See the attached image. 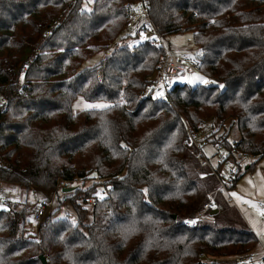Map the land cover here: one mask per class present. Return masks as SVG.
Listing matches in <instances>:
<instances>
[{"label":"trees","instance_id":"16d2710c","mask_svg":"<svg viewBox=\"0 0 264 264\" xmlns=\"http://www.w3.org/2000/svg\"><path fill=\"white\" fill-rule=\"evenodd\" d=\"M83 1L0 0V96L8 100L0 182L59 198L34 232L26 224L37 205L0 207V264H43L42 254L48 264H258L240 260L258 244L248 227L184 221L219 187L189 131L218 121L208 141L226 148L227 160L264 157V0H147L162 35L193 33L197 70L209 80L174 83L169 102L141 97L163 48L112 47L128 3L139 0H94L90 11ZM78 97L109 105L75 113ZM232 131L239 138L230 142ZM98 176L110 192L99 191ZM214 201L217 215L224 204ZM66 203L75 219L57 216Z\"/></svg>","mask_w":264,"mask_h":264},{"label":"rangeland","instance_id":"374dc122","mask_svg":"<svg viewBox=\"0 0 264 264\" xmlns=\"http://www.w3.org/2000/svg\"><path fill=\"white\" fill-rule=\"evenodd\" d=\"M94 0H84L83 7L86 10H92ZM163 43L165 49L170 53H186L188 55L194 56L198 52V47L194 44L193 33L189 30L181 31L178 33L162 35ZM129 39L125 37L122 33L121 37L114 42L112 47H117L119 45L125 44ZM108 50H103L97 54L89 57L82 65L81 69L91 67L102 60L107 54ZM196 77H203L206 79L197 69H188L187 74L184 77H175L171 80V83L176 82L186 83L189 86H194L197 84H208L203 83L201 80L196 79ZM157 90H154L153 97H157ZM89 105H109L106 101H97L91 102L87 101L83 97H78L73 104V111L78 113L85 109L92 108H104V107H88ZM218 121H207L201 131L200 136L211 135L219 125ZM225 131L229 129V122L225 124ZM220 130L217 135L225 132ZM239 138L238 131H232L229 135L228 140L233 142ZM201 158H206L211 166L215 168L222 178L223 176H231V172L239 167L241 178L237 181L235 186L229 187V193L226 195L220 194L218 191L214 193L212 201V210L217 208V203L214 201L216 199L222 200L224 208L217 215H212L210 210L206 215V219L213 218L218 220L222 227L231 226V227H248L257 237L258 244L256 249L252 253V260L256 263H259L261 259L264 258V211L260 210L258 207L259 203L264 204V157L254 158L253 156L248 158H243L239 161V164H234L230 162H223L221 159L222 155L227 156V149H219L213 142L202 143L201 152H199ZM230 161V160H227ZM252 165L251 169H247V166ZM223 179V178H222ZM91 184V179L86 180L85 182H69L67 188H74L77 185L88 186ZM4 195L10 198L13 202L17 204L19 208L26 206L27 204L37 205L38 202L43 199H49L51 201V207L49 213L56 210L59 206V198L56 192L54 191H45V190H32L26 191L25 188L16 186L8 183H1ZM62 189L59 190V195H63ZM99 191L102 193L103 186L99 184ZM235 193V195H233ZM219 195H222L219 197ZM87 207L91 210V205L88 204ZM223 207V206H222ZM30 208V207H29ZM70 215L72 219H75V213L70 203L61 207V210L58 212L57 216H66ZM48 215V214H47ZM45 218V217H44ZM44 218L38 220L35 218V213L31 214L30 221L27 223V228L30 231H35L36 226L34 223L43 222ZM91 220V212L88 215V221ZM34 222V223H33ZM39 225V224H38Z\"/></svg>","mask_w":264,"mask_h":264},{"label":"built area","instance_id":"2783aa9c","mask_svg":"<svg viewBox=\"0 0 264 264\" xmlns=\"http://www.w3.org/2000/svg\"><path fill=\"white\" fill-rule=\"evenodd\" d=\"M127 17L128 22L123 31L125 37L129 39V41L126 43H128L131 47H137L140 44H144L145 42H151L155 46L163 48L165 51L164 55L159 60L154 73L148 77L147 87L141 93V97L152 96L154 90H157L158 93H163V95H157V98L169 102L168 99L170 98V89L173 85L171 80H173L175 77H184L187 74L188 69H198L199 62L195 56H191L186 53H170L165 49L162 34L153 23L149 14L147 0L129 2L127 5ZM54 24L57 25L58 21H54ZM28 63L30 64L31 61ZM7 70L10 71L9 68ZM7 102L8 100L4 96H0V111L5 109ZM189 136L190 144L194 146L199 152H201L202 143L209 142L208 140L210 137L209 135L200 136V132L192 131H189ZM248 157L251 156H245V158ZM221 159L223 162H230L237 165L239 164L227 161L225 155H222ZM201 163L203 166L208 167L211 173L217 178L219 181V187L209 194V201L204 204L202 210L198 211L193 217H190L184 221V224L189 227H195L198 223L206 219V213L211 208L214 193L218 191L222 195L228 194L233 177L240 171V168L236 167L231 172V176H223L222 179L219 172L211 166L206 158H203ZM98 180L103 186V189H105L107 192H110L111 188L106 189V179L98 176ZM61 186L67 188L68 184L66 182H62ZM12 204L13 201L4 195L0 182V207H9ZM50 207L51 201L49 199H41L37 204L36 219L41 220L44 218V216L49 214ZM258 207L260 210H264L263 203H259ZM189 221H195V223H189ZM240 260L251 261L252 255L240 257ZM258 264H264V258L261 259Z\"/></svg>","mask_w":264,"mask_h":264},{"label":"snow or ice","instance_id":"6c2138e0","mask_svg":"<svg viewBox=\"0 0 264 264\" xmlns=\"http://www.w3.org/2000/svg\"><path fill=\"white\" fill-rule=\"evenodd\" d=\"M196 79L201 80V82H203V83H209V81L204 80L203 77H196ZM220 87L222 88L223 85H220ZM157 95H163V93H157ZM88 107H106V106L105 105H89ZM144 191L147 192L146 189ZM233 195H235V193H233ZM262 211H264V210H262ZM189 223H195V221H189Z\"/></svg>","mask_w":264,"mask_h":264},{"label":"water","instance_id":"95a60500","mask_svg":"<svg viewBox=\"0 0 264 264\" xmlns=\"http://www.w3.org/2000/svg\"><path fill=\"white\" fill-rule=\"evenodd\" d=\"M73 188H64V191H71ZM218 212V209H213L211 211V214H216ZM174 217H176V215H174ZM40 259L42 261L43 264H48L47 260H46V256L44 254L40 255Z\"/></svg>","mask_w":264,"mask_h":264},{"label":"crops","instance_id":"0c3cea01","mask_svg":"<svg viewBox=\"0 0 264 264\" xmlns=\"http://www.w3.org/2000/svg\"><path fill=\"white\" fill-rule=\"evenodd\" d=\"M220 196H222V195H220ZM211 209H212V206H211ZM215 209H218V208H215Z\"/></svg>","mask_w":264,"mask_h":264}]
</instances>
